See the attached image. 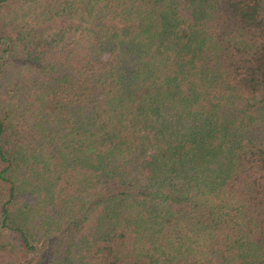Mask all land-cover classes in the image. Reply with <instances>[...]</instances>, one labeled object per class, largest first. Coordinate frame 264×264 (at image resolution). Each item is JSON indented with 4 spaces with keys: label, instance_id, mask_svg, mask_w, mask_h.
Wrapping results in <instances>:
<instances>
[{
    "label": "trees",
    "instance_id": "obj_1",
    "mask_svg": "<svg viewBox=\"0 0 264 264\" xmlns=\"http://www.w3.org/2000/svg\"><path fill=\"white\" fill-rule=\"evenodd\" d=\"M0 264H264V0H0Z\"/></svg>",
    "mask_w": 264,
    "mask_h": 264
}]
</instances>
